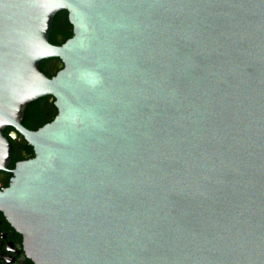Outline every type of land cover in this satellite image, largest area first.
I'll list each match as a JSON object with an SVG mask.
<instances>
[{
  "label": "water",
  "instance_id": "1",
  "mask_svg": "<svg viewBox=\"0 0 264 264\" xmlns=\"http://www.w3.org/2000/svg\"><path fill=\"white\" fill-rule=\"evenodd\" d=\"M17 135L0 212L33 264H264V0H0V171Z\"/></svg>",
  "mask_w": 264,
  "mask_h": 264
},
{
  "label": "flooded vegetation",
  "instance_id": "2",
  "mask_svg": "<svg viewBox=\"0 0 264 264\" xmlns=\"http://www.w3.org/2000/svg\"><path fill=\"white\" fill-rule=\"evenodd\" d=\"M57 39L60 41V37ZM59 67L60 63L55 60L50 61L47 64V68H49L51 72H55ZM42 98V101L36 106V117L32 121V127L35 129L50 122L56 115L53 99L49 96ZM11 130L12 129L9 128L7 134H9ZM12 146V160L7 165L5 171H0V191L6 188L9 184V180L12 176L11 170L14 168L15 163L32 157L31 154L29 155L26 153V144L19 135L12 139ZM0 264H33V262L27 257L22 236L6 220L2 212H0Z\"/></svg>",
  "mask_w": 264,
  "mask_h": 264
},
{
  "label": "trees",
  "instance_id": "3",
  "mask_svg": "<svg viewBox=\"0 0 264 264\" xmlns=\"http://www.w3.org/2000/svg\"><path fill=\"white\" fill-rule=\"evenodd\" d=\"M72 35V28L70 23L67 19V13L64 10H61L56 13L54 16V21L52 25V29L48 35V41L49 43L53 45H59L63 43L66 39L71 37ZM60 37V41L57 39ZM58 61L57 59H48V60H42L39 63V70L44 73L47 77H51L55 74V72H51L49 68H47V64L50 61ZM60 63V62H59ZM58 70V69H57ZM43 98H38L34 101H31L27 104L25 110H24V117L22 119V125L29 129V130H35L34 127H32V121L36 117V109L39 102L42 101ZM9 128H6L4 133L7 135V131ZM25 151L27 154H31L33 156L32 148L26 144Z\"/></svg>",
  "mask_w": 264,
  "mask_h": 264
}]
</instances>
